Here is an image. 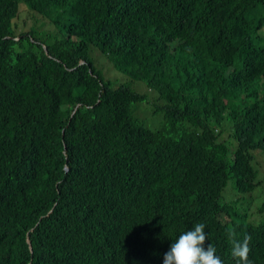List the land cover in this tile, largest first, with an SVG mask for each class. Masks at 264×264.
<instances>
[{"label": "trees", "instance_id": "obj_1", "mask_svg": "<svg viewBox=\"0 0 264 264\" xmlns=\"http://www.w3.org/2000/svg\"><path fill=\"white\" fill-rule=\"evenodd\" d=\"M258 156L264 0H0V264H163L196 223L264 264Z\"/></svg>", "mask_w": 264, "mask_h": 264}, {"label": "clouds", "instance_id": "obj_2", "mask_svg": "<svg viewBox=\"0 0 264 264\" xmlns=\"http://www.w3.org/2000/svg\"><path fill=\"white\" fill-rule=\"evenodd\" d=\"M206 225L196 223L191 230L182 232L173 240L169 251L164 253L163 264H223L216 255V248L210 243L205 248L208 234ZM228 239L231 243V255L236 264H252L249 259L251 235H245L243 240L236 238L234 230H229Z\"/></svg>", "mask_w": 264, "mask_h": 264}, {"label": "rangeland", "instance_id": "obj_3", "mask_svg": "<svg viewBox=\"0 0 264 264\" xmlns=\"http://www.w3.org/2000/svg\"><path fill=\"white\" fill-rule=\"evenodd\" d=\"M20 7H21L20 16L17 21L19 24L20 21L22 22V20L27 15L25 5L21 3ZM95 54H97L98 57V52H96ZM97 60H98L97 65L99 67L97 68L100 69L102 72L104 71L109 76L113 77L112 79L116 80V82H121L125 80V78L122 75H118V73L113 70L111 64L104 57L99 55ZM131 85L136 91L140 93L147 92L149 90L146 88V86L142 81H134L133 83H131ZM157 102L154 100V98L150 97L149 99L144 100L142 102H136L133 106V115L135 116V118H137L142 125L150 129L159 128L162 122V113L156 110L155 104H157ZM261 158L262 160H260ZM258 160L259 162H257L256 167L259 170V177L264 181V156L263 157L258 156ZM230 186H231V182L229 181L224 191V198L226 199V201L238 198L237 193L234 192V190ZM242 195L243 194H241V196ZM243 196L248 197L249 193H245ZM252 196H254L255 198H253L251 204H250L251 200H247L246 202L248 206H251V210H250L251 218L254 219L255 222L257 223L264 222V216L263 214H261L263 212H260L257 209V206H259L264 202V184L258 187L254 192H252ZM221 218L223 220H228V218L224 215Z\"/></svg>", "mask_w": 264, "mask_h": 264}]
</instances>
